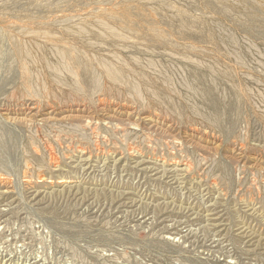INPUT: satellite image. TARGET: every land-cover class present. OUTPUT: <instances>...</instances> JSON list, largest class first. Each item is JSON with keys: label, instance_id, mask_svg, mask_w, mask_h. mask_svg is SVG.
Instances as JSON below:
<instances>
[{"label": "rangeland", "instance_id": "rangeland-1", "mask_svg": "<svg viewBox=\"0 0 264 264\" xmlns=\"http://www.w3.org/2000/svg\"><path fill=\"white\" fill-rule=\"evenodd\" d=\"M0 264H264V0H0Z\"/></svg>", "mask_w": 264, "mask_h": 264}, {"label": "bare ground", "instance_id": "bare-ground-1", "mask_svg": "<svg viewBox=\"0 0 264 264\" xmlns=\"http://www.w3.org/2000/svg\"><path fill=\"white\" fill-rule=\"evenodd\" d=\"M102 32L104 33V34H107L108 36H111V35H113V33H112V31L110 30V29H107V28H102ZM17 47V46H16ZM20 47V46H19ZM18 48V47H17ZM16 48V49H17ZM17 51H19L18 49H17ZM19 53H20V51H19ZM18 52H17V54H19ZM66 64V63H65ZM66 66V65H65ZM83 70V69H82ZM84 71V70H83ZM106 72H107V74L109 75V77H111L113 80L115 79H118V73H116V72H114L113 70H111V69H109V68H107L106 69ZM95 81H96V79H95ZM81 163V162H80ZM84 169V168H83ZM141 171V170H140Z\"/></svg>", "mask_w": 264, "mask_h": 264}]
</instances>
